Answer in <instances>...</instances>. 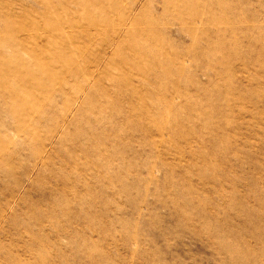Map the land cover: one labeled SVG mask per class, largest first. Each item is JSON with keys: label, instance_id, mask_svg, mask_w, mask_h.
<instances>
[{"label": "rangeland", "instance_id": "rangeland-1", "mask_svg": "<svg viewBox=\"0 0 264 264\" xmlns=\"http://www.w3.org/2000/svg\"><path fill=\"white\" fill-rule=\"evenodd\" d=\"M0 264H264V0H0Z\"/></svg>", "mask_w": 264, "mask_h": 264}]
</instances>
